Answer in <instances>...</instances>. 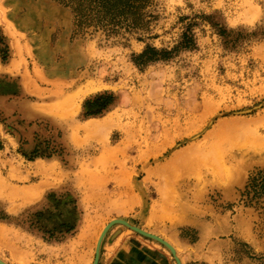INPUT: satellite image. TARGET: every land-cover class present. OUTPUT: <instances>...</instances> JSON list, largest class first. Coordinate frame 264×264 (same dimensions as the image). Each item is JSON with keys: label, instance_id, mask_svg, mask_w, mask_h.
<instances>
[{"label": "rangeland", "instance_id": "obj_1", "mask_svg": "<svg viewBox=\"0 0 264 264\" xmlns=\"http://www.w3.org/2000/svg\"><path fill=\"white\" fill-rule=\"evenodd\" d=\"M146 12L106 36L54 0H0V89L26 63L45 86L25 97L39 119L0 108L3 263L93 264L98 246L97 264H264V192L245 194L264 170V0ZM186 30L193 47L134 61Z\"/></svg>", "mask_w": 264, "mask_h": 264}, {"label": "trees", "instance_id": "obj_2", "mask_svg": "<svg viewBox=\"0 0 264 264\" xmlns=\"http://www.w3.org/2000/svg\"><path fill=\"white\" fill-rule=\"evenodd\" d=\"M69 8L73 13L76 28L93 27L101 30L106 36H116L124 32L141 30L145 27L146 8L151 0H54ZM139 39V38H138ZM194 45L191 31L182 33L178 43L171 48H156L146 45L134 61L139 65L149 62L168 60L181 48ZM264 192V170L253 176L245 194L251 200Z\"/></svg>", "mask_w": 264, "mask_h": 264}, {"label": "crops", "instance_id": "obj_3", "mask_svg": "<svg viewBox=\"0 0 264 264\" xmlns=\"http://www.w3.org/2000/svg\"><path fill=\"white\" fill-rule=\"evenodd\" d=\"M19 19L20 21L22 20V18ZM17 25L18 27H20L19 23H17ZM11 63H9V66L11 65ZM28 67L29 66L26 63L20 64L19 67L15 70H12L10 67L7 69L9 70L6 71V74L9 78L8 80L11 79V76L13 77V79L10 81L11 83H7L6 89H0V108L7 116L17 113L18 117L22 118V110L26 107H31V120H36L40 118V114H37L38 112L35 111L32 107L34 106L35 101L33 99H28L25 97L26 94H28L29 90L31 92H40V90L45 89V86H41L38 82H36V80H34L35 83L33 82L31 84L29 81L30 79L28 80L27 77L25 78Z\"/></svg>", "mask_w": 264, "mask_h": 264}, {"label": "water", "instance_id": "obj_4", "mask_svg": "<svg viewBox=\"0 0 264 264\" xmlns=\"http://www.w3.org/2000/svg\"><path fill=\"white\" fill-rule=\"evenodd\" d=\"M113 223H123V224H127L126 221H124V220H122V219H113V220L109 221V222L105 225V227L103 228V230H102V232H101V236H100V237H102V235H103L104 232L107 230V228H108L110 225H112ZM132 228H133L134 230L138 231L139 233H142V234H144V235H147V236H149V237H152V238H154V239H157L158 241H161L162 243H165V244H166V242H165L163 239H161L160 237H158V236H156V235H154V234H150V233L144 232L143 230H141V229H139V228H137V227H134V226H132ZM166 245H167V244H166ZM98 252H99V249H98V246H97V247H96V251H95V258H94L93 264H97ZM0 264H5V263H3V262L0 260Z\"/></svg>", "mask_w": 264, "mask_h": 264}, {"label": "bare ground", "instance_id": "obj_5", "mask_svg": "<svg viewBox=\"0 0 264 264\" xmlns=\"http://www.w3.org/2000/svg\"><path fill=\"white\" fill-rule=\"evenodd\" d=\"M260 139H261V138H260ZM261 141L263 142V140H261ZM261 141H260V142H261ZM226 165H227V164H226ZM223 166H224V165H223ZM220 167H221V165H220ZM223 168H224V167H223ZM217 170H218V169H217ZM104 226H105V225H104ZM100 234H101V232H100ZM100 234H99V235H100ZM99 237H100V236H98V238H99ZM98 238H97V239H98Z\"/></svg>", "mask_w": 264, "mask_h": 264}]
</instances>
